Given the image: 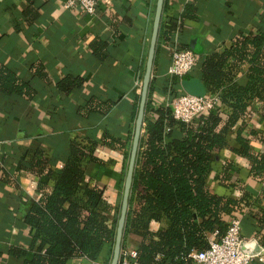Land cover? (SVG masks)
Listing matches in <instances>:
<instances>
[{
	"label": "trees",
	"instance_id": "obj_1",
	"mask_svg": "<svg viewBox=\"0 0 264 264\" xmlns=\"http://www.w3.org/2000/svg\"><path fill=\"white\" fill-rule=\"evenodd\" d=\"M196 1L190 0L184 7L178 28L161 24L160 41L171 43L175 28L183 32L184 24L196 19ZM90 48L96 59L104 58L106 43L95 40ZM180 48L187 49L184 45ZM31 71L37 81L51 84L42 64L33 65ZM243 75L245 82L240 83ZM192 77L201 80L207 95L219 97L220 106L191 125L175 120L171 108L155 106L151 100L156 91L168 97L180 94V79L168 77L159 88L154 83L150 86L123 242L124 246L128 239L136 242L140 264H196L189 256L205 251L214 234L220 240L231 220L241 218L250 206V194L233 182V173L238 171L235 165L224 163L215 170L222 161V151L231 149L246 161L252 178L261 180L264 174V152H255L243 135L245 122L253 115L264 119V31L237 33L229 46L204 57L196 75L191 73L184 79ZM83 86L82 78L68 75L55 89L70 95ZM0 95L31 101L36 91L14 71L0 65ZM114 106L110 100L90 97L78 107L77 115L81 119L93 114L107 116ZM137 110L138 105L134 120ZM174 131L182 133V138L175 139ZM234 131L237 145L231 147L229 138ZM249 134L259 137L255 131ZM129 146L131 139L105 129L98 140L80 136L70 139L59 169L58 161L52 162L39 144L23 153L18 169L38 179V198L24 216L25 226L32 231L31 241L26 249L10 248L9 257L18 264H69L74 259L98 262L108 247L109 260L120 209L110 203L105 189L87 173L91 165H105L96 156L99 147L122 151L126 159ZM212 174L226 192L238 189L242 195L213 193ZM259 218L264 231V210Z\"/></svg>",
	"mask_w": 264,
	"mask_h": 264
},
{
	"label": "crops",
	"instance_id": "obj_2",
	"mask_svg": "<svg viewBox=\"0 0 264 264\" xmlns=\"http://www.w3.org/2000/svg\"><path fill=\"white\" fill-rule=\"evenodd\" d=\"M64 0H0V65L14 71L29 82L36 91L31 101L0 95V264H18L9 257L13 247L27 248L32 231L24 224V216L38 198V179L18 169L23 153L40 145L51 161H58L66 153L70 139L93 137L100 139L105 129L128 140L134 133V117L152 31L156 0H99L96 15H85L81 9L66 11ZM190 0H165L162 23L180 24V16ZM197 16L184 24L183 32L175 28L173 40L160 41L154 60L152 83L159 88L167 76L172 45L177 41L190 50L195 47L199 62L210 53L219 52L232 43L239 32L264 31V0H197ZM95 40L106 43L101 61L91 51ZM42 64L51 84L33 78L31 67ZM84 80L82 89L70 95L59 94L55 85L66 76ZM170 78V77H169ZM245 82L244 75L238 80ZM90 97L115 102L107 116L90 115L81 119L77 109ZM168 96L155 92L151 98L155 106L163 105ZM136 119V118H135ZM244 136L252 149L264 152V119L255 114L245 122ZM237 129V128H236ZM236 131V130H235ZM230 146L236 147L235 132ZM255 131L259 137L250 136ZM96 156L104 166H89L88 177L105 189L110 203L118 207L120 191L126 176L124 152L99 147ZM224 163H233L236 170L233 182L247 191L253 201L241 217L244 248L250 253L262 250L264 231L260 227L259 212L264 210V174L261 180L249 175L246 161L237 158L231 149L221 152ZM210 179L211 191L217 195L240 197L242 190H226ZM122 200V199H121ZM252 203V204H251ZM136 245L127 240L126 246ZM106 247L98 262L108 261ZM86 259H74L69 264H88ZM254 264H264L255 262Z\"/></svg>",
	"mask_w": 264,
	"mask_h": 264
},
{
	"label": "built area",
	"instance_id": "obj_3",
	"mask_svg": "<svg viewBox=\"0 0 264 264\" xmlns=\"http://www.w3.org/2000/svg\"><path fill=\"white\" fill-rule=\"evenodd\" d=\"M99 0H64L63 8L72 11L77 8L90 17H94L98 11ZM199 62L198 55L189 49H181L177 41L172 45L170 64L166 74L170 78H178L181 81L193 73ZM164 106L171 108L175 120L186 125H191L197 119L216 108L219 105L217 95H205L202 98L181 93L168 97ZM216 234L209 241V247L202 252L192 253L189 258L196 264H254L263 263L262 250L250 253L245 250L242 238L241 218L232 219L226 234L216 239ZM88 264H110L89 261ZM119 264H140L136 249L129 246L122 247Z\"/></svg>",
	"mask_w": 264,
	"mask_h": 264
},
{
	"label": "water",
	"instance_id": "obj_4",
	"mask_svg": "<svg viewBox=\"0 0 264 264\" xmlns=\"http://www.w3.org/2000/svg\"><path fill=\"white\" fill-rule=\"evenodd\" d=\"M164 5H165V0H156L154 17L152 22L151 37H150L147 59L145 64V71L142 79L140 100H139L137 115L134 123V133H133L130 152L128 156V164H127L126 176L123 185L122 200L120 204L119 216L116 225L114 246L112 250V257L110 260V264H119L120 252L123 247L124 233H125L127 217L130 207V198L132 193L136 163L140 151L141 139L145 131L146 107L148 103L150 86L152 82L154 60L159 42ZM195 43L196 40L190 43L189 45L190 50L195 54L200 55L201 49L199 47H195L194 46ZM180 87L184 93L194 97L202 98L207 94L206 88L201 82V80L195 77L182 80L180 83ZM173 137L179 140L182 138V133H180L179 131H174Z\"/></svg>",
	"mask_w": 264,
	"mask_h": 264
},
{
	"label": "rangeland",
	"instance_id": "obj_5",
	"mask_svg": "<svg viewBox=\"0 0 264 264\" xmlns=\"http://www.w3.org/2000/svg\"><path fill=\"white\" fill-rule=\"evenodd\" d=\"M132 137H133V128H132V133H131V135H130V139H131V141H132ZM127 152L129 153L130 152V146L128 147V150H127ZM127 164H128V158H126L125 159V167H126V169H127ZM126 173V172H125ZM123 185H124V180H123V183H122V189H121V193H120V200H119V205H118V209H120V204H121V199H122V193H123ZM110 260H111V258H109V260H108V263H110Z\"/></svg>",
	"mask_w": 264,
	"mask_h": 264
}]
</instances>
